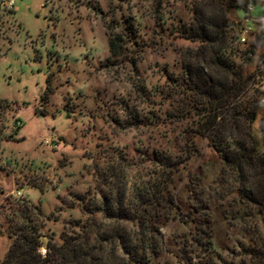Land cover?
I'll return each mask as SVG.
<instances>
[{
    "label": "rangeland",
    "instance_id": "rangeland-1",
    "mask_svg": "<svg viewBox=\"0 0 264 264\" xmlns=\"http://www.w3.org/2000/svg\"><path fill=\"white\" fill-rule=\"evenodd\" d=\"M5 3L13 7L7 9ZM251 3L247 22V12L229 9L221 0L197 3V8L217 15L220 24L234 28H228L226 39L232 60L249 77L244 101L258 96L257 89L264 91V75L257 70L264 60V7L262 0ZM192 4L193 0L163 5L156 0H0V263L14 241L5 233V215L12 204L23 202L13 191L22 189L24 201L43 212L45 237L39 252L45 257L50 236L60 242L61 234L72 231L73 222L92 219L81 204H72L78 195L84 204L100 206L107 193L115 197L127 177L131 184L147 180L154 166L145 156L147 149L187 157L184 132L193 121L182 119L179 89L165 98L170 86L164 73H179L185 60L200 52L201 43L165 28L179 19L192 23ZM246 25L252 32L241 43ZM252 44L255 53L247 60L241 51ZM263 98L253 124L258 150L263 148ZM172 112L178 116L170 118L167 114ZM237 118L241 129L247 127L245 117ZM193 140L197 154L172 183L181 213L193 211L194 198L202 192L215 249L211 263L264 264L258 203L264 193L262 170L244 169L240 187L255 199L250 200L233 190L232 178H221L223 162L210 140ZM184 215L161 228L163 255L158 264L203 260V253L190 244L195 224ZM93 216L100 230L117 225L101 213ZM120 225L122 233L128 229V223ZM107 247L109 251L111 245Z\"/></svg>",
    "mask_w": 264,
    "mask_h": 264
},
{
    "label": "trees",
    "instance_id": "trees-1",
    "mask_svg": "<svg viewBox=\"0 0 264 264\" xmlns=\"http://www.w3.org/2000/svg\"><path fill=\"white\" fill-rule=\"evenodd\" d=\"M156 1L159 5L169 2ZM193 1L192 23L179 19L177 23L165 28H171L175 35L201 43L200 52L189 56L179 73L170 69H166L164 73L170 86L165 98L171 97L179 89L177 92L182 98V119L190 118L193 121L184 132V150L187 157L183 159L180 154L147 149L144 151L145 156L154 165L147 180L131 184L127 177L121 189L116 191L115 197L107 193L100 206L86 205L81 195H78L72 204H81L82 209L88 216H92V219L88 223L73 222L72 231L61 234L60 242H57L54 235L50 236L45 244V257L39 252L44 246L42 238L45 237L41 208L38 205H29L24 200L12 204L9 213L5 215V233L10 238L14 237V241L0 264H158L163 255L161 228L177 215H184L177 203L172 183L177 171L186 168L187 162L197 154L194 137L210 140L223 162L221 178H232L236 183L233 190H237L240 195L242 192L244 197L250 200H255L240 185L244 182V169L247 167H259L264 174V115L259 126L263 142L261 150L256 146L253 133L260 97L264 96V91L257 89L258 96L252 100H242L249 77L232 60L233 52L229 50L226 39L230 23L220 24L217 15L197 8V3L205 0ZM221 1L229 9L248 12L251 1L254 0ZM262 1L264 7V0ZM160 19V24H166L165 13ZM126 22L124 21V29L128 34L129 27ZM232 29L234 28L229 30ZM261 40H264V12ZM133 43L138 46V41ZM110 47L113 51L114 40H111ZM254 47L255 44L250 45V48L241 51V55L248 60L249 54L255 53ZM257 67L258 73L264 75V60L259 62ZM238 107L241 108L239 112L236 111ZM239 114L245 117L248 123L243 129L236 121ZM167 115L170 118L178 116L175 112ZM188 176L193 180L191 173ZM194 200V210L184 216L195 224L190 244L204 256L203 260L196 262L189 258V264H214L210 259L215 249L208 217H205L204 194L198 192ZM258 203L262 210L263 233L260 238L264 254V193ZM70 207L73 208L74 205ZM96 213L115 221L116 227L109 231L100 230L93 216ZM122 223H128V229L123 233L119 228ZM108 245H111L109 251Z\"/></svg>",
    "mask_w": 264,
    "mask_h": 264
},
{
    "label": "built area",
    "instance_id": "built-area-1",
    "mask_svg": "<svg viewBox=\"0 0 264 264\" xmlns=\"http://www.w3.org/2000/svg\"><path fill=\"white\" fill-rule=\"evenodd\" d=\"M4 7L7 8V9H11L13 7V3H5ZM252 9H253V5L250 4L249 10H248V12L246 14L247 16L245 18L246 22L248 21V19H250V16H251L250 12H251ZM250 32H252V28L250 26L246 25L243 28L242 33H241V35L239 37V40H240L241 43L247 42L246 41V35L248 33H250ZM263 43H264V41H263ZM249 56H252V54L250 53ZM262 101L264 102V98L262 99ZM18 125H20V123H18ZM13 195L18 200H25L26 199V195L24 194L22 189H18L16 191H13ZM44 252H46V251L44 250Z\"/></svg>",
    "mask_w": 264,
    "mask_h": 264
}]
</instances>
